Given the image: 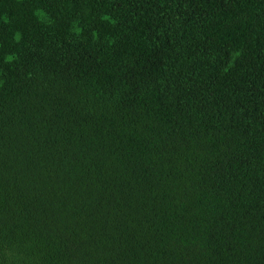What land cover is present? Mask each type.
<instances>
[{
    "label": "trees",
    "instance_id": "trees-1",
    "mask_svg": "<svg viewBox=\"0 0 264 264\" xmlns=\"http://www.w3.org/2000/svg\"><path fill=\"white\" fill-rule=\"evenodd\" d=\"M0 264H264V0H0Z\"/></svg>",
    "mask_w": 264,
    "mask_h": 264
}]
</instances>
